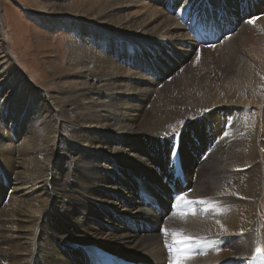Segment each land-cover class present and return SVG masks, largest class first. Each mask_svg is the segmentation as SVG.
I'll use <instances>...</instances> for the list:
<instances>
[{
  "label": "bare ground",
  "instance_id": "1",
  "mask_svg": "<svg viewBox=\"0 0 264 264\" xmlns=\"http://www.w3.org/2000/svg\"><path fill=\"white\" fill-rule=\"evenodd\" d=\"M67 1L72 14L66 15L72 16L79 40L70 44L72 70L62 80L64 96H44L21 78L11 83L0 73V129L5 131L2 135L0 130V172L12 183L9 189L3 182L7 192L0 196V264H72L68 256L76 254L83 256L81 264H89L87 249L92 243L138 263L169 264L171 260L180 264L184 259V264H251L255 252H264V145L260 147L264 137V30L255 23H244L233 11L249 17L255 14L252 9L260 8L261 0H232L233 4L227 0ZM113 6L117 7L112 18L105 11ZM174 6L180 11L170 14ZM121 9L127 13L122 15ZM129 13L141 15L131 19ZM55 22L71 30L70 20ZM230 28L233 32L228 35ZM203 30L211 36L209 42L220 39L219 47L206 51L204 57H208L194 64V69L189 65L193 73L177 79L165 92L172 95L173 89L184 90L185 101L180 103V99V105L167 108L153 106L135 124L141 106L152 101L156 81L125 68L119 61L122 53L145 48L163 51L165 43L177 47L181 57V41L192 40L196 51L201 44L197 35ZM99 36L98 42L87 45ZM250 41L254 42L250 52L257 47L260 61L247 59ZM112 52L114 58L107 55ZM2 53L0 67L9 64ZM213 63H218L216 76L200 85L204 88L196 102L190 101L191 82L197 83L194 76H208ZM5 87L7 94L2 95ZM57 99L65 100L64 104L57 106ZM249 101L259 110L244 113L243 103ZM138 127L141 134H159L158 140L146 142L143 148ZM170 128L175 133L171 140L170 134L165 135ZM184 128L189 135L198 131L199 139L192 138L195 147L202 145L193 155L198 170L184 148ZM107 135L116 139L121 150L119 146L104 149L112 141ZM162 136L163 142L159 140ZM123 171L141 173L140 180L122 178ZM110 175L115 177L112 181ZM144 177H155L159 184L148 186L154 181ZM164 179L177 184L186 181L185 187L178 185L176 197L187 193L186 199L193 201L210 198L218 210L205 212L197 203L192 206L196 215L181 217ZM123 184H131V191H125ZM145 189L157 197L150 194L152 200L146 201ZM108 192L118 197V204L110 203L117 214L141 211L133 219L126 217L129 231L102 232L93 226L92 202H104ZM154 204L167 213L162 215ZM163 229L183 230L215 243L187 253L190 258L185 259L169 253L165 239L174 241L171 235L164 236Z\"/></svg>",
  "mask_w": 264,
  "mask_h": 264
},
{
  "label": "rangeland",
  "instance_id": "2",
  "mask_svg": "<svg viewBox=\"0 0 264 264\" xmlns=\"http://www.w3.org/2000/svg\"><path fill=\"white\" fill-rule=\"evenodd\" d=\"M220 1L222 0H218L217 2H220ZM227 1L233 4L232 0H227ZM68 3L69 1L65 2V0H0V39H1L0 43L2 45V46L0 45V55L3 51L2 55L5 54L9 60L8 65L3 64L0 67L1 77L8 76L10 78L11 83H14L19 78H21L22 80L26 81L29 84L30 89L34 90V92L36 91L38 93H41L44 96H46L48 93L51 94L53 97H56V96L63 97L64 96L62 94L63 92L62 83L64 79L68 76V74L70 73L69 72L70 68L72 70V67L70 64L72 63L71 62L72 56H71V53L69 52L70 44L72 40H75V39L79 40L78 39L79 33L76 31V24L71 23L73 20L71 19L72 16L71 17L68 16L72 14V11L70 10L68 6ZM171 4H172V1H171ZM213 6H210V7H212L213 10H215V7ZM44 7H46V9H44ZM116 7L117 6L109 7L105 12L111 13L112 18H113L115 15L112 14V11H115ZM220 7L221 6L219 5L218 8L220 9ZM179 11L180 9L176 7V9L170 10L171 12L170 14H177ZM251 11H253L252 13H255V14L249 17H245V18H244L243 13L238 12V11H233V12L237 13V16H239L238 18L240 20L244 19V23L251 24L248 21L253 20L255 23V24L253 23L254 26L256 27L260 26L259 28L261 29V31L264 30L262 29L264 27V0H261L260 8L252 9ZM120 12L122 15H124V13H127L125 9H121ZM140 15L141 14H137L136 17H133V15L129 13V17H131V19L137 18ZM48 18H51V19L48 20ZM58 18H60L62 21L70 20L71 30L68 31L65 28L66 26L62 23H56L55 21ZM258 22L260 23L259 25H258ZM180 23L181 22H179V24ZM185 23H188V21H186ZM199 23H200V19L198 20L197 24L199 25ZM53 24H58V25H53ZM231 31L233 32V30H231L230 28L228 31H226V33L230 35L232 34ZM235 31H237V29ZM107 32L109 33V35L115 34L114 32H111V31H107ZM202 32L204 33V35ZM202 32L201 34L198 33L197 35L200 38L199 40L201 44H199L200 48L197 49L196 51L194 49V44L192 43V40H189V42H185V43H182L184 41H181V46H182L181 53L183 55L181 57L178 54L179 49L177 47H174L172 44H165V43L163 44V48H164L163 51H160L158 49L145 48L143 50H138L137 52H134L131 54L127 52L122 53L121 57L119 58V61L122 63V65L125 68L131 69L132 71L139 73L142 76L151 77V79L156 81L154 82L155 85H154V91L152 92V101L148 105L141 106L139 113H138L139 115L136 118L135 124L139 123V120H142L143 116L147 117V115L149 114L148 112L153 108V106L163 105L164 108H167L169 106L180 105L179 104L180 101H181L180 103H183V101H185V98H183L184 94H182L184 93V90L179 91L177 89H173L172 95L169 94L171 92H168V93H165V92L168 90H171V87L173 86V84L176 82L177 79H185L186 74L188 77L189 75L193 73L191 69L187 68L189 65H192L194 69V64H198V61H205V59L208 57V55L206 56V58L204 57L205 55L204 53L206 51L208 50L212 51L216 47L217 48L219 47L220 39L218 40L216 38L214 42H209L208 38L209 39L211 38V36L210 37L207 36L209 35V33H207L205 30H203ZM262 32L264 33V31ZM99 40H100V36H99V39H95V38L90 39L89 41H87V45H93L94 41L98 42ZM74 42L78 43L76 41ZM253 45H254V42L252 41H250L247 44V49H248L247 54L249 55L247 59L249 61H260L257 57L258 56L257 47H255L254 52H250V50H252ZM185 48L187 49V52L185 51ZM191 51H195L196 53L190 58L191 60L189 59L187 61ZM107 55L110 58H114L115 56L114 52L108 53ZM0 61H2V58H0ZM167 69H170V71L167 72ZM154 70H157L158 74H154ZM217 70H218V63H213L211 67V72L208 76H204L201 73H198L194 76V79L196 80L197 83H193V81L191 82L193 89H191V94L189 96L190 101L196 102L198 100L204 88V87H201L200 85L206 84L208 81L213 79L216 76ZM188 72L191 74H188ZM167 76H169L170 78ZM259 76H263V75L259 74ZM133 80L135 79L133 78ZM165 80H168V81H165ZM92 82L95 85L99 84V83H96L95 81H92ZM150 85L153 87L152 84ZM7 91H8V87H5L3 89L2 95H6ZM102 96L107 97L106 94L104 93H102ZM131 96L132 95H129V97ZM176 99L178 101H176ZM170 100H172L171 103H170ZM64 101L65 100L63 99H57L56 102L59 104H56V105L62 106L64 104ZM106 101L108 102V100ZM245 103H243V106H242V108L244 107V110L242 109L244 113L247 112L248 109H251V110L258 109L257 107L258 105L254 102L249 101L250 104L248 102H245ZM245 105H247V107ZM238 107L239 105L237 106V108ZM181 110H183V107L181 108ZM117 117L118 116L115 115V119ZM200 119L198 118L197 122ZM110 120H114L112 115L110 117ZM135 129L140 131L138 132V136L142 142L143 148L146 142L155 143L156 139L158 140L159 134H157V137H155L154 135H151V134L146 135L147 133L141 134V131L143 130H140V127L135 128ZM170 129H168L170 131H166L167 133L166 132H163V133H166L165 135L170 134V140H171L173 138V134L175 133L173 132L172 128ZM0 130L3 131L2 135H4L5 131L3 129H0ZM206 130L208 131L209 127L206 128ZM181 131H184V134H185L184 148L188 149L189 155L193 157V161L190 164L193 167L195 166V168H197L198 170V164H196L193 155L197 153L198 150L201 149L200 147L202 145H200L199 147H195L194 140L192 139L194 136L199 139L198 131L194 130L193 134L191 135L188 134V131L185 130V128L182 129ZM107 136H108L107 139H111L112 141H110L108 145L109 147H106L105 145L104 149L110 150L115 146L116 147L119 146L118 149L121 150L120 144H118L117 142H114V140L116 139H113L110 135H107ZM163 137L164 136H162L159 139L162 142H163V139H162ZM177 137L178 136L176 134V136L174 137L175 139L174 141H176ZM206 142H209L208 139L204 141L203 144H206ZM123 143L125 142L123 141ZM263 143H264V137L261 136V146H260L261 148L263 147L262 145H264ZM210 148L211 149H209V152L212 150V145L210 146ZM155 152H158V149H156ZM123 172H125V175H123L122 178L126 179L128 177L130 178L134 177L135 180H132V181L140 180L139 175L131 174L128 171L127 172L123 171ZM111 178H115V177L113 175H110V180ZM144 178L147 179L148 181H154V182L147 183L146 185L148 186H152L154 183L159 184L157 183V181H155L156 180L155 177H144ZM202 180L203 179L201 178L199 180V183L200 181L202 182ZM3 182H5L9 186V189H11L12 183L10 179L7 178V176L3 172H0V196L1 198L4 197L7 192V188L3 186ZM123 186H124L125 191H131V184H129L128 186L126 184H123ZM133 193L135 197H137L136 189H133ZM117 199L118 197H115L113 193L108 192L105 197L104 202H92V205L94 206L95 212H96V216L93 217V220H94L93 226H95L99 231L111 232V233H121L124 231H129L125 227L126 217L133 219L136 217L137 214L141 212V211L130 210L126 214H122V215L117 214L116 209H114V207L110 205V203L118 204L116 203ZM2 205L3 204L0 202V207ZM78 227L82 228L81 225H79ZM140 230H144V228L140 227ZM92 244L101 245L98 243H92ZM86 245H89V244H86ZM223 256H226V255H223ZM68 258L71 260L72 264H81L83 256H81L80 254H76L75 256L69 255ZM226 258L232 259L231 256L226 257Z\"/></svg>",
  "mask_w": 264,
  "mask_h": 264
},
{
  "label": "snow or ice",
  "instance_id": "3",
  "mask_svg": "<svg viewBox=\"0 0 264 264\" xmlns=\"http://www.w3.org/2000/svg\"><path fill=\"white\" fill-rule=\"evenodd\" d=\"M249 23H254L253 20L248 21ZM228 133L225 132L224 136H227ZM187 193L180 194L176 197V204L173 205L174 208H177L181 217H183L186 213H190L192 215H196L197 212L193 209L194 204H200L204 206L203 211L207 212L209 209L218 210L216 207V203L212 201L210 198L200 199L197 201H193L190 199H186ZM181 206H187L186 209ZM219 223V221H217ZM221 227H223L221 225ZM164 236L167 237L171 235L173 237V243H169L167 239H165V246L168 248L170 254H176L185 259L190 258L186 256L187 253L193 252L195 249H200L202 247H211L215 241L207 240L203 237H194L191 233H185L183 230L179 231H169L168 229H163ZM169 264H172L170 260ZM180 264H184V259L180 261Z\"/></svg>",
  "mask_w": 264,
  "mask_h": 264
},
{
  "label": "flooded vegetation",
  "instance_id": "4",
  "mask_svg": "<svg viewBox=\"0 0 264 264\" xmlns=\"http://www.w3.org/2000/svg\"><path fill=\"white\" fill-rule=\"evenodd\" d=\"M139 176L141 175V173L140 174H138Z\"/></svg>",
  "mask_w": 264,
  "mask_h": 264
}]
</instances>
